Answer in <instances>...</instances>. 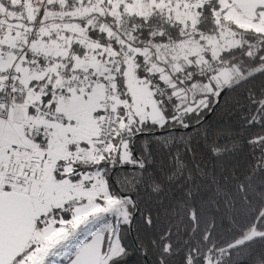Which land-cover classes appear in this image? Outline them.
<instances>
[{
  "label": "snow or ice",
  "instance_id": "1",
  "mask_svg": "<svg viewBox=\"0 0 264 264\" xmlns=\"http://www.w3.org/2000/svg\"><path fill=\"white\" fill-rule=\"evenodd\" d=\"M133 257L264 264V0H0V264Z\"/></svg>",
  "mask_w": 264,
  "mask_h": 264
},
{
  "label": "trees",
  "instance_id": "2",
  "mask_svg": "<svg viewBox=\"0 0 264 264\" xmlns=\"http://www.w3.org/2000/svg\"><path fill=\"white\" fill-rule=\"evenodd\" d=\"M257 83H259V78L257 80ZM221 104L223 105V100L221 101ZM237 123L236 120L232 121V124L235 125ZM217 125L218 127H227L229 126L226 122L221 121L218 115H211L210 117L207 118L206 125ZM256 251L259 252V246H257ZM136 258L133 257L130 261V264H135ZM244 264H248V261H245Z\"/></svg>",
  "mask_w": 264,
  "mask_h": 264
},
{
  "label": "water",
  "instance_id": "3",
  "mask_svg": "<svg viewBox=\"0 0 264 264\" xmlns=\"http://www.w3.org/2000/svg\"><path fill=\"white\" fill-rule=\"evenodd\" d=\"M210 116H211V115H210ZM210 116H209V117H210Z\"/></svg>",
  "mask_w": 264,
  "mask_h": 264
}]
</instances>
